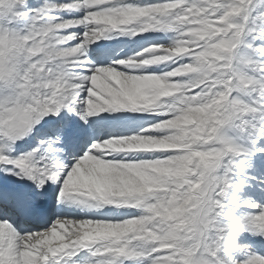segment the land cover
<instances>
[{
	"label": "snow or ice",
	"instance_id": "1",
	"mask_svg": "<svg viewBox=\"0 0 264 264\" xmlns=\"http://www.w3.org/2000/svg\"><path fill=\"white\" fill-rule=\"evenodd\" d=\"M0 264H264V0H0Z\"/></svg>",
	"mask_w": 264,
	"mask_h": 264
}]
</instances>
